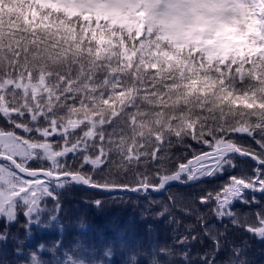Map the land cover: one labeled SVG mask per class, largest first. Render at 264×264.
Wrapping results in <instances>:
<instances>
[{
    "label": "snow or ice",
    "instance_id": "6c2138e0",
    "mask_svg": "<svg viewBox=\"0 0 264 264\" xmlns=\"http://www.w3.org/2000/svg\"><path fill=\"white\" fill-rule=\"evenodd\" d=\"M3 2L13 11L0 15V183L25 214L56 199L49 182L167 189L168 208L223 225L217 251L235 246L233 203L264 194V0ZM238 163L250 179L233 196ZM197 180L223 183L168 189Z\"/></svg>",
    "mask_w": 264,
    "mask_h": 264
},
{
    "label": "trees",
    "instance_id": "16d2710c",
    "mask_svg": "<svg viewBox=\"0 0 264 264\" xmlns=\"http://www.w3.org/2000/svg\"><path fill=\"white\" fill-rule=\"evenodd\" d=\"M3 6L0 0V15L8 12L1 10ZM232 41L233 37H226V42ZM232 172L236 177L232 195L236 196L240 191L237 185L250 176L244 163H238ZM212 183L223 180H197L186 187L169 189L196 193ZM47 186L56 199L43 198L35 214L26 215V205L17 198L11 204V210L15 209L12 220L0 214V264H68V260L77 264H264V236L260 235L264 232L260 218L264 194L259 191L244 193L249 200L255 194L257 204L249 206L235 200V229L230 223L228 231L237 243L221 245L217 251L213 241L223 225L214 222L206 211L198 222L194 216H185L179 207L168 208V190L161 196H107L70 183L58 187L49 182ZM205 219L212 225L207 234L200 227ZM190 232L198 234L196 241L189 238L178 243Z\"/></svg>",
    "mask_w": 264,
    "mask_h": 264
},
{
    "label": "rangeland",
    "instance_id": "374dc122",
    "mask_svg": "<svg viewBox=\"0 0 264 264\" xmlns=\"http://www.w3.org/2000/svg\"><path fill=\"white\" fill-rule=\"evenodd\" d=\"M1 10L11 12V11H13V8L11 6L9 8H8V6L7 7L3 6V8ZM47 187L49 188V186H47ZM42 190L43 189L41 188L40 191H42ZM13 191H14V189L12 187H9L3 183H0V209H2L5 206V203L8 199H11L12 202H13V199H15V198H17L19 200L24 199V197H22V196L12 197L11 193ZM11 206L12 205H9V212L11 213V217H12L11 220H12L14 216H13V212L11 211V208H12ZM4 214L9 215V213H4ZM37 220H39V219H37ZM68 264H77V263H74L73 261L68 260ZM78 264H81V263H78Z\"/></svg>",
    "mask_w": 264,
    "mask_h": 264
},
{
    "label": "water",
    "instance_id": "95a60500",
    "mask_svg": "<svg viewBox=\"0 0 264 264\" xmlns=\"http://www.w3.org/2000/svg\"><path fill=\"white\" fill-rule=\"evenodd\" d=\"M239 158H241V159H243V160H250V159H251L250 157H247V156L239 157ZM251 162H252L253 164L256 163L255 160H252ZM71 184H72L73 186H75V187H80V188H83V189H85V190H89V191H96V192L104 193V194H106V195H114V194H119V195H121V194H132V195H135V194H136L135 192H125V191H119V190H116V191H100V190H94V189L89 188V187H87V186H84V185H82V184H80V183H71ZM187 185H189V184H181V183H176V182H174V183H170V184L168 185V188H170V187H172V186H181V187H185V186H187ZM166 190H167V189H166ZM166 190L159 191V192H152L151 194H153V195H155V196H160V195H162ZM145 195H146V194H144V193L141 194L142 197H144Z\"/></svg>",
    "mask_w": 264,
    "mask_h": 264
}]
</instances>
